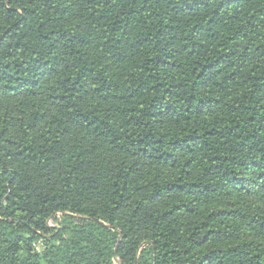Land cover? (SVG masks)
Masks as SVG:
<instances>
[{"label":"trees","instance_id":"1","mask_svg":"<svg viewBox=\"0 0 264 264\" xmlns=\"http://www.w3.org/2000/svg\"><path fill=\"white\" fill-rule=\"evenodd\" d=\"M0 264H264V0H0Z\"/></svg>","mask_w":264,"mask_h":264}]
</instances>
